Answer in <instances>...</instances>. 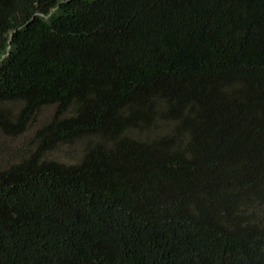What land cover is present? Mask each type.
<instances>
[{
	"label": "trees",
	"instance_id": "1",
	"mask_svg": "<svg viewBox=\"0 0 264 264\" xmlns=\"http://www.w3.org/2000/svg\"><path fill=\"white\" fill-rule=\"evenodd\" d=\"M46 107L0 264H264V0H0V134Z\"/></svg>",
	"mask_w": 264,
	"mask_h": 264
},
{
	"label": "rangeland",
	"instance_id": "2",
	"mask_svg": "<svg viewBox=\"0 0 264 264\" xmlns=\"http://www.w3.org/2000/svg\"><path fill=\"white\" fill-rule=\"evenodd\" d=\"M52 112V107L42 109L35 122L29 126L28 130L24 134L17 138H8L0 134V169L16 161L19 149L29 143V140L32 138L37 127L49 120ZM79 155V148H69L65 146L57 152L51 153L49 158L69 164L73 163Z\"/></svg>",
	"mask_w": 264,
	"mask_h": 264
}]
</instances>
